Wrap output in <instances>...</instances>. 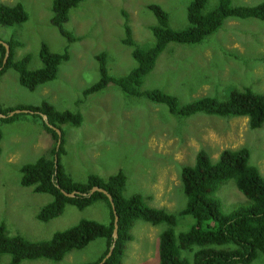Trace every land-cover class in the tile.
<instances>
[{
    "label": "rangeland",
    "instance_id": "374dc122",
    "mask_svg": "<svg viewBox=\"0 0 264 264\" xmlns=\"http://www.w3.org/2000/svg\"><path fill=\"white\" fill-rule=\"evenodd\" d=\"M263 0H233L235 5H255ZM191 0H84L73 8L65 27L80 39L68 42L52 24L53 0H0V4L21 3L25 22L0 25V40L18 38L15 58L30 55L28 68H40L43 43L54 52L67 49L57 78L30 90L20 83L19 73L8 68L0 75V106L3 110L40 106L43 101L58 110L81 113V125L65 124L61 130L64 150L61 162L77 182L91 174L103 178L123 171L127 175L126 194L139 193L147 203L178 214L186 205L181 170L195 162L200 150L216 160L223 149L246 147L250 162L264 176V125L251 128L247 117H216L195 114L172 115L166 106L144 97L125 94L110 84L88 96L86 88L100 79L97 56L106 52L110 74H127L137 63L133 47L125 43L126 16L134 40L147 47L154 42L151 26L156 17L149 5H160L169 13L174 29L188 25L187 7ZM219 0H208L212 10ZM2 53L0 50V60ZM250 87L264 93V21L256 18H228L223 26L202 43H171L158 58L155 69L145 77L143 88H161L189 102L202 96L228 97V89ZM3 132L0 154V226L9 235L20 234L31 241L51 239L58 231L93 219L107 224L108 206L102 201L80 209L66 204L63 213L48 221L38 219L40 210L53 200L48 193L35 192L21 184V168L35 162L55 146V140L42 120L21 113L13 121L0 118ZM58 144V143H57ZM222 210L230 213L247 202L233 179L217 191ZM195 223L194 217H179L177 230ZM165 224L153 225L142 219L133 226V240L126 245L120 264H158L159 234ZM106 249L97 238L82 249H73L61 261L24 260L21 264H87L97 261ZM192 258V256H191ZM4 254L0 264H10ZM250 264H264L260 254Z\"/></svg>",
    "mask_w": 264,
    "mask_h": 264
},
{
    "label": "trees",
    "instance_id": "16d2710c",
    "mask_svg": "<svg viewBox=\"0 0 264 264\" xmlns=\"http://www.w3.org/2000/svg\"><path fill=\"white\" fill-rule=\"evenodd\" d=\"M84 0H53L52 24L65 36L68 42L80 38L69 31L65 24L70 12ZM208 0H191L187 7L188 25L183 29H174L170 24L169 13L160 5L151 4L149 9L156 17L151 26L154 42L147 47L139 45L133 38L132 29L126 16L125 43L133 47V57L137 65L127 74L114 76L108 68V56L101 52L97 56L100 79L86 88L84 95L96 93L117 85L130 96L144 97L152 103L167 107L177 117H190L206 114L216 117H247L253 129L264 125V93L255 92L250 87L228 89V97L202 96L189 102L161 88H143V81L156 66L159 56L171 43L195 45L216 33L228 18H256L264 21V0L255 5H235L233 0H219L212 10H206ZM28 14L21 3L16 5L0 4V25H14L25 22ZM10 46V56L0 70V75L8 68L19 73L20 83L30 90L55 80L60 66L69 60L70 53L52 51L46 43L42 44L40 58L42 66L28 68L30 55L15 58L16 48L21 41L12 37L2 40ZM2 58L6 47L0 42ZM20 109L38 111L48 116L51 125L62 128L65 124L81 125V113L70 110L60 111L53 104L43 101L40 106L27 105ZM15 109L0 111L8 114ZM24 113V112H21ZM14 116L0 117L13 121ZM42 120V125L55 140V146L46 155L35 162L24 164L21 168V184L33 187L35 192L48 193L53 200L38 213V219L48 221L60 216L65 205L70 203L84 209L93 203L102 201L109 208L110 220L107 224L93 219H82L66 230L56 232L51 239L31 241L20 234L9 235L5 224L0 226V261L4 254L11 256L10 264H21L24 260L48 259L61 261L73 249H82L97 238H104L106 249L100 258L87 264H98L115 243L114 252L104 264H120L123 261L126 245L133 240L132 228L142 219L153 225L165 224L159 234L158 264H250L260 254H264V176L259 168L250 162V151L246 147L223 149L214 160L206 150H200L194 164L181 170V182L186 196V205L178 214L147 203L142 194H126L127 175L123 171L103 178L91 174L87 181L77 182L66 171L61 162L64 150L62 133L61 145L57 146L59 135L50 127L39 113H29ZM3 132L0 128V154ZM58 156V161H56ZM233 179L238 189L246 196L247 202L236 210L225 213L216 196L220 187ZM104 188L112 197L101 191L91 192L92 188ZM67 193H75L73 197ZM113 202V203H112ZM115 208V210H114ZM190 215L195 223L187 230L178 231L179 217ZM116 217H118V237L114 236ZM192 256V258H191Z\"/></svg>",
    "mask_w": 264,
    "mask_h": 264
},
{
    "label": "water",
    "instance_id": "95a60500",
    "mask_svg": "<svg viewBox=\"0 0 264 264\" xmlns=\"http://www.w3.org/2000/svg\"><path fill=\"white\" fill-rule=\"evenodd\" d=\"M0 42L3 43V44L5 45V47H6V54H5V57H4V60H3V65L0 67V70H1L2 67L7 63L8 58H9V56H10V46H9L8 43H6V42H4V41H2V40H0ZM21 112H24V113H39V114H41L42 117H43V119H45V121L47 122V124H48L50 127H53L54 129L57 130L58 135H59V140H58V144H57V146H58V148H59V146L61 145V142H62V140H61V138H62V130H61L60 128H57V127L51 125L50 122H49L48 116H47L46 114H43V113L38 112V111H33V110H30V109H16V110L11 111V112L8 113V114H4V113H2V112L0 111V117L14 116L16 113H21ZM56 161H58V156H56ZM96 191H101V192L106 193V194L110 197V199H111V201H112V197H111V195H110V194H109L104 188H101V187H99V186H95V187H93L92 190H91L92 193H93V192H96ZM65 193H66L68 196H71V197H73V196L75 195L74 192H73V193H67V192H65ZM112 203H113V202H112ZM114 210H115V208H114ZM117 220H118V217H116V224H115V231H114V236H115L116 238L118 237V233H117V232H118V223H117ZM114 248H115V243L110 247V249H109L108 253L106 254V256H105V257H104V258H103L98 264H104V263L106 262V260H107L108 258H110L111 255L113 254V252H114Z\"/></svg>",
    "mask_w": 264,
    "mask_h": 264
}]
</instances>
